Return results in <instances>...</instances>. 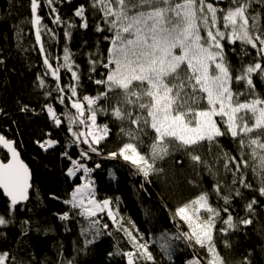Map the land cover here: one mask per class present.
<instances>
[{
	"label": "snow or ice",
	"instance_id": "obj_1",
	"mask_svg": "<svg viewBox=\"0 0 264 264\" xmlns=\"http://www.w3.org/2000/svg\"><path fill=\"white\" fill-rule=\"evenodd\" d=\"M60 0H43L48 7L49 16H54V24H65L66 43L62 49L63 63L55 66L46 53L42 41V32L49 40L56 39L47 26H42L39 14L41 0H30L32 12L31 24L35 25V40L43 55L45 73L60 79L61 68L68 70L79 85L77 66L73 54L67 45L71 29L75 25L62 21L54 7ZM222 0H89L87 6L81 4L74 12L80 18L82 27H88L86 12H100L98 31H107L110 43L106 58L92 60L90 67L94 72L97 63L105 69L102 79L95 80L105 91L95 96L84 94L78 97V87L68 89L57 85L60 103L67 98L77 115L68 116V131L71 138L66 147L86 145L80 149L79 157L73 159L67 151L63 155L71 162L67 171L70 177L83 172L84 182L74 186L69 198L63 201L69 211L61 215L67 220L72 214L85 218L88 227L81 226L84 244L94 242L102 230L108 229L107 223H101L106 215L114 226V231L122 233L130 250L122 251L119 242L112 255L126 257V264H158L150 247L159 244L161 253L172 260L173 240H182L191 251L186 264H225L215 244L217 233L226 234L240 225L252 224L251 218L239 217L234 201L242 199L243 190L257 191L264 197V98L255 91L253 76L264 81V24L261 23V11L264 0H228L226 8L218 5ZM240 43V66H233L225 57V43ZM255 51V56L249 52ZM236 52L235 47L231 49ZM90 56L92 54H89ZM249 61L245 64L244 58ZM2 63V61H0ZM181 73H183L181 75ZM235 73V75H234ZM244 83V91L234 90L233 85ZM40 87L45 81H38ZM65 92H70L65 96ZM51 95V93H46ZM78 97V98H77ZM112 100L108 107L99 101ZM203 103V107L199 105ZM47 113L59 126L62 120L53 106L47 105ZM27 111V106L22 109ZM98 116L114 117L121 125L118 150L108 153L109 158L121 157L129 162L146 181L157 172L155 161L169 155L170 146L187 151L201 142L216 144L222 137H230L236 144V155L222 152L225 175H230L228 184H221L217 173L207 166L198 154H189L190 161L203 165L212 176L214 186L211 192L199 191L198 194L177 206L173 220L187 226L181 231L177 224L176 232L169 237L164 233L157 240H146L130 220L126 221L119 212V199L97 198L95 181L91 178L94 169L87 167L82 160H90L92 154H101L99 146L112 134L107 122L98 124ZM127 124L125 128L123 125ZM84 127L87 131L73 130V126ZM146 130L153 136L149 144L144 143ZM40 143V142H38ZM58 141L53 139L40 143L47 150ZM0 145L11 156L7 163L0 160V189L10 198L11 209L29 198L32 187L28 165L19 158L14 146L15 141L0 134ZM146 151H141V149ZM247 155L248 159H245ZM239 157V159L237 158ZM251 161H258V164ZM95 167H99L97 164ZM251 170L256 186L248 180ZM114 176V173H112ZM197 178L200 174L197 171ZM192 183V182H190ZM202 188L200 184H193ZM221 188L224 189L221 192ZM213 197L215 200L213 201ZM258 201L253 197L245 203L246 214L254 213ZM203 210V214H202ZM15 223L14 216L5 218L0 215V226ZM220 225L217 228V225ZM107 234L111 235L112 231ZM229 246V245H226ZM204 250L205 255L200 254ZM0 264H17L10 260L8 252H0ZM67 264H73L67 261ZM237 264H251L244 257Z\"/></svg>",
	"mask_w": 264,
	"mask_h": 264
},
{
	"label": "trees",
	"instance_id": "obj_2",
	"mask_svg": "<svg viewBox=\"0 0 264 264\" xmlns=\"http://www.w3.org/2000/svg\"><path fill=\"white\" fill-rule=\"evenodd\" d=\"M89 0H60L54 7L58 10L61 20L67 21L76 27L71 29L70 40L67 45L73 54V61L78 71L80 80L77 86L71 73L61 68L60 79L45 73L43 55L39 51V44L35 40V25L31 24L32 12L30 0H0V132L8 139L15 141L16 148L20 151L23 160L32 171V190L29 202L11 209L0 190V215L9 218L14 216L15 223L0 226V252H8L10 260L15 258L17 264H126V257L112 255L119 242L122 251L130 250V245L122 238V233L114 231V226L106 215L101 223H107L108 229L102 230L94 242L84 244V239H92L91 233L87 237L81 235V226L88 227L85 218L72 214L69 219L62 220L63 213L69 211V206L63 201L69 198L74 186L82 181L81 175L72 179L67 175L71 162L63 153L67 151L73 159H81V148L86 150V145L66 147L71 133L68 131L69 115H77L71 107L72 101L65 99L60 103L57 85L68 89L70 86L78 87V97L84 94L97 95L105 91L103 86L94 81L102 79L105 69L97 63L95 71L91 70L92 60L106 58L110 43L105 37L110 36L107 31H98L100 12H93L88 8L86 15L88 27L83 28L80 18L74 12L81 4L87 6ZM226 8L228 0H222L218 5ZM261 11V23L264 24V9L255 6ZM49 9L41 0L39 14L42 17V26H47L56 34V39L49 40L48 34L42 32V41L46 53L55 66L62 64L63 47L66 43L64 35L65 24H54V16L48 15ZM235 47L234 53L231 49ZM249 52L255 56V51L249 47ZM240 43L229 45L225 43L224 54L226 59L235 67L240 66ZM89 54H92L91 56ZM249 61L244 58V63ZM183 73H181L182 75ZM235 75V73H234ZM43 79L45 86L40 87L38 81ZM255 91L264 98V81L258 76H253ZM234 90L244 91V83L233 85ZM51 95H46V93ZM67 97L70 92H65ZM77 97V98H78ZM99 103L108 107L113 103L102 100ZM47 105L53 106L61 125H55L47 113ZM27 106L28 110H22ZM203 103L199 107H203ZM107 122L111 135L99 146L101 154H92L90 160H82L87 167L94 169L91 178L95 181L97 197L119 199V212L126 221L130 220L135 228L144 235L146 240H157L164 233L169 237L176 232L177 224L181 231H188L185 224L173 220L177 206L194 198L199 191H212L214 181L203 165L196 166L189 154H198L212 171L217 173L221 184L230 182V175L224 172V159L222 152L236 155V144L230 137H222L218 144L201 142L190 147L187 151L170 146L169 155L155 161L157 172L148 179L138 174L129 162L121 157L109 158L108 153L118 150L121 146L116 133L121 125L114 117L98 116V124ZM123 127L127 128L125 124ZM73 130L87 131L78 125ZM144 143L149 144L153 133L146 130ZM53 139L58 143L50 148H42L40 143ZM40 142V143H38ZM146 151V149H141ZM1 158L6 161L8 155L1 150ZM239 159V157H237ZM245 159H248L247 155ZM258 161H251L250 165ZM99 167H95L96 165ZM197 171L200 178H197ZM114 173V176L112 175ZM248 180L256 186L251 170ZM192 182V183H190ZM193 184H200L196 188ZM224 189L221 188V192ZM242 199H236L233 216L251 218L252 224L240 225L235 230L226 234L217 233L215 237L216 248L225 264H237L244 257L251 260V264H264V197L257 191L243 190ZM253 197L258 201L254 206V213L244 211V205ZM215 198L213 197V201ZM203 213V211H202ZM220 225H217L219 228ZM112 231V234H107ZM229 245V246H226ZM173 255L169 261L159 249V244H153L150 251L156 257L158 264H186L191 258V251L182 240L172 241ZM200 254L205 255L204 250Z\"/></svg>",
	"mask_w": 264,
	"mask_h": 264
},
{
	"label": "water",
	"instance_id": "obj_3",
	"mask_svg": "<svg viewBox=\"0 0 264 264\" xmlns=\"http://www.w3.org/2000/svg\"><path fill=\"white\" fill-rule=\"evenodd\" d=\"M0 134H2V133L0 132ZM5 137H6V136H5ZM6 138H7V137H6ZM14 146L16 147V145H14ZM1 150H3V151L8 155V159H10V156H11L10 152H9L7 149H5L2 145H0V153H1ZM17 151L19 152V158H20L21 160H23L20 151H19L18 149H17ZM0 160H3V159L1 158V156H0ZM3 161H4V160H3ZM7 161H8V160H6V161H4V162L7 163ZM23 162H24L25 164H27L24 160H23ZM27 165H28V164H27ZM28 168H29L30 173H31V180H30V183H31V185H32V171H31L29 165H28ZM0 190H1L2 193H3V189H0ZM31 190H32V187L29 189V198H28V200H26V201H22V202H20L18 205H22V204H25V203L29 202L30 197H31ZM3 194H4V193H3ZM4 196H5V198H6L7 200L10 201V198L6 197L5 194H4ZM18 205H17V206H18Z\"/></svg>",
	"mask_w": 264,
	"mask_h": 264
},
{
	"label": "rangeland",
	"instance_id": "obj_4",
	"mask_svg": "<svg viewBox=\"0 0 264 264\" xmlns=\"http://www.w3.org/2000/svg\"><path fill=\"white\" fill-rule=\"evenodd\" d=\"M48 148H50V147H48ZM79 175H81V179H82V181H81V183H83L84 182V179H83V172H80V173H78L77 174V176L76 177H71L72 179H75V178H77ZM80 183V184H81ZM95 188H96V185H95ZM98 198V197H97ZM99 199V198H98ZM203 211V210H202ZM203 214V213H202Z\"/></svg>",
	"mask_w": 264,
	"mask_h": 264
}]
</instances>
